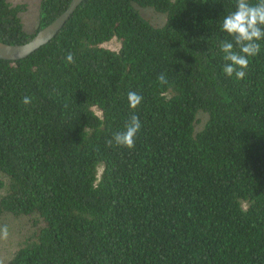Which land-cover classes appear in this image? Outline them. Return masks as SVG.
<instances>
[{
  "label": "trees",
  "instance_id": "trees-1",
  "mask_svg": "<svg viewBox=\"0 0 264 264\" xmlns=\"http://www.w3.org/2000/svg\"><path fill=\"white\" fill-rule=\"evenodd\" d=\"M71 1L41 0L30 33L27 5L0 0V41L28 42ZM236 3L85 0L51 42L0 58V220L36 217L0 264H264V41L244 79L223 72ZM133 113L134 148L110 146Z\"/></svg>",
  "mask_w": 264,
  "mask_h": 264
},
{
  "label": "clouds",
  "instance_id": "clouds-1",
  "mask_svg": "<svg viewBox=\"0 0 264 264\" xmlns=\"http://www.w3.org/2000/svg\"><path fill=\"white\" fill-rule=\"evenodd\" d=\"M221 28L231 37V40L224 39L219 42V50L223 54L225 64L223 72L236 79L242 80L246 76L249 66V58L255 57L261 52L260 41H264V0H258L252 4L250 0H237L235 10L223 17ZM67 63H75V57L68 53L65 57ZM161 85L168 84L165 74L157 77ZM127 100L131 109H136L142 102L143 97L134 91H129ZM32 98L24 96L22 103L29 105ZM142 125L138 115L133 113L125 122L124 129L113 133L112 139L107 143L116 146L132 149ZM0 235L7 237V226L0 228Z\"/></svg>",
  "mask_w": 264,
  "mask_h": 264
},
{
  "label": "rangeland",
  "instance_id": "rangeland-1",
  "mask_svg": "<svg viewBox=\"0 0 264 264\" xmlns=\"http://www.w3.org/2000/svg\"><path fill=\"white\" fill-rule=\"evenodd\" d=\"M12 4L27 5V10L21 14L24 29L27 32H34L40 22V4L41 0H9ZM140 13L155 26H163L166 23L165 13L157 12L152 7H141L136 5ZM104 47L117 50L120 48V41L116 38L103 44ZM208 116L205 113L199 114V122L196 125L197 130H201ZM0 179L7 180L6 176L0 173ZM1 194V192H0ZM35 216H15L6 213L0 220V228L7 226L8 235H0V261L7 262L15 251L24 243L35 230Z\"/></svg>",
  "mask_w": 264,
  "mask_h": 264
},
{
  "label": "water",
  "instance_id": "water-1",
  "mask_svg": "<svg viewBox=\"0 0 264 264\" xmlns=\"http://www.w3.org/2000/svg\"><path fill=\"white\" fill-rule=\"evenodd\" d=\"M84 1L85 0H72L68 8L62 14L50 24L41 28L37 34L26 43L10 44L0 41V58L12 61L21 60L51 42L60 33L67 21Z\"/></svg>",
  "mask_w": 264,
  "mask_h": 264
}]
</instances>
